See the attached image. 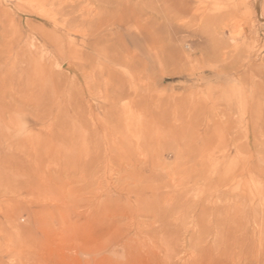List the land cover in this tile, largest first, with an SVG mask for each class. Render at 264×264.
I'll return each instance as SVG.
<instances>
[{"label": "rangeland", "instance_id": "374dc122", "mask_svg": "<svg viewBox=\"0 0 264 264\" xmlns=\"http://www.w3.org/2000/svg\"><path fill=\"white\" fill-rule=\"evenodd\" d=\"M0 50V264H264V0H0Z\"/></svg>", "mask_w": 264, "mask_h": 264}, {"label": "bare ground", "instance_id": "6f19581e", "mask_svg": "<svg viewBox=\"0 0 264 264\" xmlns=\"http://www.w3.org/2000/svg\"><path fill=\"white\" fill-rule=\"evenodd\" d=\"M170 1V0H169ZM74 7V6H73ZM62 10H63V8H62ZM69 10H73L72 8L71 9H69ZM68 11V9L67 10H63V14L65 13V12H67ZM84 17L82 16V15H80V19H79V22L81 21V23H83V21H84V19H83ZM51 22L53 23V26H54V28L57 26V22L55 21V20H51ZM5 57H4V52L2 51V50H0V60L1 59H4ZM222 58V57H221ZM224 59V58H223ZM14 68H15V66H13ZM6 72V69L4 68V62L3 63H0V103H3V96H4V92H5V83H4V80L6 79V76H5V74H7V73H5ZM2 105L0 104V107H1ZM1 109V108H0ZM1 112V111H0ZM3 112V111H2ZM0 123H3V119H2V117L0 116ZM132 146V145H131ZM242 173V171L240 172V175H242L241 174ZM236 181H237V186L238 187H240V183L239 182H241L240 181V178L239 179H236ZM220 186V185H219ZM222 186V185H221ZM245 187V186H244ZM216 188V187H215ZM223 188V187H222ZM221 188V189H222ZM216 192V191H215ZM218 193V192H217ZM237 193V192H236ZM239 194H241V192L239 193ZM238 197H239V199L241 198V199H243V198H245V193H242L241 195H238ZM252 208H254L253 210H254V213H253V216H252V223H253V226H254V230H253V238H254V241L256 242V243H258V238H259V225H258V210H257V206H256V204H254V207H252ZM244 212L242 211V215H241V218L242 219H240L239 220V224H241V223H243L244 222V220H245V218H243L244 217ZM226 218V217H225ZM25 260V259H24ZM29 262V261H28Z\"/></svg>", "mask_w": 264, "mask_h": 264}]
</instances>
